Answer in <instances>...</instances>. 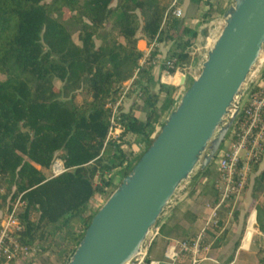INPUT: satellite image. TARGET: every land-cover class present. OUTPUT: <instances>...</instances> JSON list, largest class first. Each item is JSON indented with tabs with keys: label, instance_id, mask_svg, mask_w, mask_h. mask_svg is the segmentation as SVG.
<instances>
[{
	"label": "trees",
	"instance_id": "trees-1",
	"mask_svg": "<svg viewBox=\"0 0 264 264\" xmlns=\"http://www.w3.org/2000/svg\"><path fill=\"white\" fill-rule=\"evenodd\" d=\"M113 1L0 0V74L6 77L0 80V213L22 197L19 237L32 252L24 264H43L47 253L68 264L96 214L89 213L91 200L109 190L112 195L121 184L113 174H130L182 95L184 75L177 82L165 79L178 86L159 80L168 61L175 65L171 75L193 61L197 32L187 24L189 16L171 15L162 29L171 0H118L115 7ZM202 2L206 9L200 16L208 21L224 12L227 0ZM157 37L152 58L163 56V63L145 65L133 81L132 90L138 87L145 99L146 119L122 106L116 121L123 132L109 138L108 105L139 68L144 53L138 42ZM163 45H170L168 53H162ZM150 83H159L157 92ZM79 90L88 96L81 103L75 102ZM138 141L146 149L137 153ZM59 151L66 171L47 177L44 169ZM259 177L264 180V170ZM35 212L37 221L31 218ZM226 216L222 209L213 228L216 246L228 233ZM258 217L264 232L262 210Z\"/></svg>",
	"mask_w": 264,
	"mask_h": 264
},
{
	"label": "water",
	"instance_id": "water-1",
	"mask_svg": "<svg viewBox=\"0 0 264 264\" xmlns=\"http://www.w3.org/2000/svg\"><path fill=\"white\" fill-rule=\"evenodd\" d=\"M263 54L264 0H233L200 72L94 215L68 264H143L144 245L180 186L215 160Z\"/></svg>",
	"mask_w": 264,
	"mask_h": 264
},
{
	"label": "built area",
	"instance_id": "built-area-1",
	"mask_svg": "<svg viewBox=\"0 0 264 264\" xmlns=\"http://www.w3.org/2000/svg\"><path fill=\"white\" fill-rule=\"evenodd\" d=\"M184 2L185 0H171L164 16L162 29L171 15L176 17L185 16V10L183 8ZM219 23H222L223 27V21ZM222 27L219 29L216 28L213 33L211 32L206 40L203 36L198 35L196 43L193 46V54L198 52L201 57L200 63L197 65L198 73L207 56L208 50L213 45ZM157 46L158 37L150 45H147L143 51L144 56L140 61L139 68L135 71L134 78L119 93L116 100L108 105L112 110L109 138L111 136L117 138L123 132L122 126L117 124L116 119L119 116L120 108L124 105L129 90L133 89V81L141 68L150 63L157 66L163 63V56L156 59L152 58V54ZM194 60L195 56L193 58ZM166 64L167 72L162 78L164 83L170 84L165 79L175 78L180 73V70L177 67L176 74L171 75L170 70L174 69L175 65L172 61H168ZM193 64L196 65L195 62ZM198 73L196 72V74ZM234 113H237V116L233 126L215 158L217 160L218 174L214 188L217 195L214 203L207 204V207L211 211L209 226L212 229L216 228L219 224L220 211L224 208L228 209L237 201L242 200L253 178L261 169L264 170V54L261 61L253 70L250 84L246 87L244 95L232 108V114ZM145 149L146 146L141 151ZM58 163L53 168L55 172L54 176L66 171L62 162H60L62 165L61 169L57 171ZM190 184L191 181L185 182L180 186L175 198L164 211L159 224L151 231L143 248V264H163L157 260L148 261L149 247L158 236L161 226L172 215L178 202L186 197ZM24 205L25 203L20 196L5 213H0V264H24V261H28L32 255L31 249L24 245L19 237L20 232L23 230L20 215ZM251 223L252 226H255L257 223L256 210L252 211L249 216V227ZM205 231L193 240L186 239L173 243L165 252V261L169 262V264H175L183 255H191L194 263H196L200 257H207V254L203 255L201 253L202 250L207 252L208 248L211 247V245L205 243Z\"/></svg>",
	"mask_w": 264,
	"mask_h": 264
},
{
	"label": "crops",
	"instance_id": "crops-1",
	"mask_svg": "<svg viewBox=\"0 0 264 264\" xmlns=\"http://www.w3.org/2000/svg\"><path fill=\"white\" fill-rule=\"evenodd\" d=\"M232 0H227V3ZM206 9L197 0H185L184 10L187 11L191 22H187L189 26L191 23L203 22V27L206 25H216L223 21V17L227 11L225 10L220 14L219 19L204 21L201 19L202 11ZM188 21V20H187ZM192 27V26H191ZM194 28V27H192ZM203 31L197 32L198 35L203 36ZM208 38V37H206ZM167 46L161 47L164 54ZM162 54V55H163ZM209 172L206 170L201 175H197L189 186L186 197L178 202L172 215L165 222V225L160 229L156 241L152 245L148 256L151 260L165 261L166 250L175 242L182 240L194 239L200 233L205 231V243L211 245L207 252L202 250V254H207V257H200L196 263H194L191 255H183L175 264H264L261 259L264 258V232L261 231L257 222V227L248 225V213L247 209H242V206H247L249 195H246L244 202H240L239 212L231 209H225L226 225L229 228L227 235L223 239L222 243L216 246L217 238L213 234V229L209 226L210 209L207 207L208 203H214L216 200L217 192L213 187V192L202 189V185L208 183V179H204V175ZM257 212V221L259 211Z\"/></svg>",
	"mask_w": 264,
	"mask_h": 264
},
{
	"label": "rangeland",
	"instance_id": "rangeland-1",
	"mask_svg": "<svg viewBox=\"0 0 264 264\" xmlns=\"http://www.w3.org/2000/svg\"><path fill=\"white\" fill-rule=\"evenodd\" d=\"M48 1H50V0H48ZM117 3H118V0H114L113 3H112V6L115 7L117 5ZM164 3L166 4L167 3V0L166 1L164 0ZM232 3H233V0L230 1V3L229 2L228 3L227 2L225 3L227 10L230 8V6H231ZM169 5H168V7H169ZM183 8H184V3H183ZM204 10L202 11V13L205 12ZM187 15H188V13L186 11L185 16H187ZM219 17H220V15H216L215 14L214 17L211 16V18L208 20V22L211 21V20L219 19ZM191 21L192 20L188 19L187 22L189 23ZM191 26L194 27L195 31L198 32V33H199L200 30L203 31L202 33L204 34L203 37L205 38V40H206V37H209L210 36V33L211 32L212 33L215 32V26L214 25H212V26L206 25V26L203 27V22L200 21V20L198 22L191 23ZM74 39H75V41L77 43H80L79 40H78V34L77 33H75ZM196 40H197V38L195 39V43H196ZM97 43L99 44V41ZM147 45H150V41H148L147 39H142V40H140L138 42V48L140 50H142V51L145 50V48L147 47ZM169 46L167 45V47H166L167 50L165 51V53H168V50L170 48ZM163 47H165V45H163ZM193 56H195V60L192 61V63L187 64L185 67L179 66L180 75L178 74L175 78H173V81L174 82H177L179 80V77L181 75L182 76L184 75L186 78H185V80H183V82H184L183 83V87L178 86V85H175V84H172V83L169 84V85L178 86L180 88V93H182V95L186 91V89L191 85L192 79H194L193 78V75L195 77L197 75L196 72L198 73V66L197 65H198V63H200L201 57H200V55H199L198 52L196 54H194ZM194 62L196 63V65L193 64ZM159 72H160V68L157 67L155 74H158ZM5 78L6 77L4 75L0 74V80H4ZM129 82L130 81H127V82L123 83L120 92H122L123 89L126 88L125 86ZM159 82L164 83L162 77L160 78ZM165 84H167V83H165ZM62 86H63V84L60 81H57L56 82V87L57 88L60 89V88H62ZM137 88H135L134 90H132V89L129 90V93L127 94V98H126V100L124 102L123 107H124V109L126 111L133 107L134 108V113L136 114L137 117H139L141 119H146V114H145V99H144V97H140L139 90ZM149 88H150V90L152 92H157L158 89H159V83H154V84H151L150 83V87ZM182 95H181V97H182ZM87 97L88 96H87V94L85 92H83L82 90H79L77 93H75V102L81 103ZM181 97H180V99H181ZM179 100L177 102H179ZM177 102L174 104V106L172 107V109L170 110V112L167 113V114H165L161 118L160 125L163 124V123H165V121L169 117L170 113L175 109V106H176ZM160 125L157 126L156 132H159L161 130L162 127ZM145 146H146V144L143 141H138V142L135 143V146L133 148L138 153ZM61 154H62L61 151L57 152L56 155H55V158L53 160V163H52L51 167L49 169H47V168L44 169V172H45V174H46L47 177H54L55 172L53 171V168H54V165L57 162H62L64 164V166H65V162L62 159ZM35 166L37 168H41L40 165L35 164ZM262 171H263V169H261L259 171V173L253 178L251 184L248 185V187L246 189V192L244 194L243 199L240 200V201H237L232 206H230L228 209H231L233 211L238 210V212H239L240 211L239 210L240 202L241 203L244 202V200L246 198V195L248 194L249 195L248 204H247V206H245V205L242 206V209H245V210L247 209L248 216H250L251 212L254 211L255 208L258 211H260V212H261V210L264 212V180L263 181H259L258 180L260 178L259 176H260V174H261ZM217 174H218V172H217V160H215V162H213V164L210 166L209 172H207L204 175V179H208V183L206 185H202V189H206V190H209V192H213L214 183L217 180ZM113 175L115 177L114 178L115 184H120L122 182V180H123V176L121 174H113ZM110 191L111 190H109L108 193H105L103 195H97V196H95L91 200V203H90V206H89V213H91V214L97 213V211L108 200ZM225 209H227V208H224V210ZM23 211L24 210L22 209V212ZM31 218H32L33 221H37L38 218H39V213L38 212L33 213L32 216H31ZM255 226L257 227V223H256ZM40 261L43 264H61V262L59 260H57L56 257L51 256L50 253H47L46 255L42 256L40 258ZM163 264H168V263L163 262Z\"/></svg>",
	"mask_w": 264,
	"mask_h": 264
},
{
	"label": "bare ground",
	"instance_id": "bare-ground-1",
	"mask_svg": "<svg viewBox=\"0 0 264 264\" xmlns=\"http://www.w3.org/2000/svg\"><path fill=\"white\" fill-rule=\"evenodd\" d=\"M222 27V23H218L216 25V28L219 29ZM62 165L60 164V162L58 163V166H57V171H59L61 169ZM127 264H131V262L127 263Z\"/></svg>",
	"mask_w": 264,
	"mask_h": 264
}]
</instances>
